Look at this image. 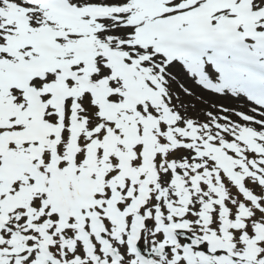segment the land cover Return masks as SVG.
I'll return each mask as SVG.
<instances>
[{
  "label": "snow or ice",
  "instance_id": "1",
  "mask_svg": "<svg viewBox=\"0 0 264 264\" xmlns=\"http://www.w3.org/2000/svg\"><path fill=\"white\" fill-rule=\"evenodd\" d=\"M250 66L264 0H0V264H264Z\"/></svg>",
  "mask_w": 264,
  "mask_h": 264
},
{
  "label": "bare ground",
  "instance_id": "2",
  "mask_svg": "<svg viewBox=\"0 0 264 264\" xmlns=\"http://www.w3.org/2000/svg\"><path fill=\"white\" fill-rule=\"evenodd\" d=\"M243 99H248V97L247 96H243L242 97ZM225 103H234L235 102V98H233V99H230V100H225L224 101ZM243 105H241V107H242ZM234 119H235V117H233Z\"/></svg>",
  "mask_w": 264,
  "mask_h": 264
}]
</instances>
